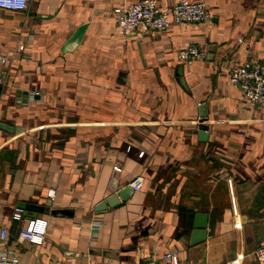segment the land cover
<instances>
[{
  "label": "crops",
  "instance_id": "obj_1",
  "mask_svg": "<svg viewBox=\"0 0 264 264\" xmlns=\"http://www.w3.org/2000/svg\"><path fill=\"white\" fill-rule=\"evenodd\" d=\"M132 1L0 7V247L20 264H148L169 251L179 264H264V107L230 77L264 59V0H205L209 20L126 33L115 8ZM189 44L192 63L178 55ZM198 211L208 236L193 242ZM35 218L47 220L41 242L21 237Z\"/></svg>",
  "mask_w": 264,
  "mask_h": 264
},
{
  "label": "built area",
  "instance_id": "obj_2",
  "mask_svg": "<svg viewBox=\"0 0 264 264\" xmlns=\"http://www.w3.org/2000/svg\"><path fill=\"white\" fill-rule=\"evenodd\" d=\"M31 0H0V7L8 9H27ZM116 20L121 31L134 33L141 29L167 30L174 23L203 22L213 17V12L205 0H177L173 4H161L159 0H135L115 8ZM25 44H20L19 49H24ZM201 50L196 44H189L179 49L178 55L182 60L192 63L199 57ZM0 61L8 62V56L0 50ZM232 82L242 87L249 104L264 107V59L262 61L247 59L235 63L230 69ZM144 151L141 152V155ZM118 169L119 166H117ZM145 179L141 175L133 178V190H141ZM16 217H21L22 212L17 211ZM47 220L32 219L22 228L21 237L29 241H43L46 238ZM8 229L1 230V238L6 240ZM255 255L260 262H264V243L255 250ZM18 252L8 249L4 244L0 247V264H20ZM74 264V263H65ZM148 264H179V257L175 252H166L162 258L153 259Z\"/></svg>",
  "mask_w": 264,
  "mask_h": 264
},
{
  "label": "water",
  "instance_id": "obj_3",
  "mask_svg": "<svg viewBox=\"0 0 264 264\" xmlns=\"http://www.w3.org/2000/svg\"><path fill=\"white\" fill-rule=\"evenodd\" d=\"M201 126L202 128L200 134L203 138H207L209 133L208 125L202 123ZM0 127L10 128L11 126L0 121ZM131 189H132L131 187H128L123 190H120L117 193L112 194L107 198V200H105L100 204L99 208H105L108 205H115L117 203H120L122 199H125L128 196V193ZM20 206L27 210H43L42 206H40L39 204H33L29 202H21ZM208 220H209V216L207 212L198 211L196 213L195 228L193 231V240H192L193 242H199L207 238Z\"/></svg>",
  "mask_w": 264,
  "mask_h": 264
}]
</instances>
